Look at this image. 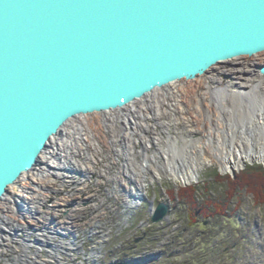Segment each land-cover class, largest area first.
Instances as JSON below:
<instances>
[{
    "label": "water",
    "instance_id": "1",
    "mask_svg": "<svg viewBox=\"0 0 264 264\" xmlns=\"http://www.w3.org/2000/svg\"><path fill=\"white\" fill-rule=\"evenodd\" d=\"M263 52L264 0H0V199L70 120Z\"/></svg>",
    "mask_w": 264,
    "mask_h": 264
},
{
    "label": "rangeland",
    "instance_id": "2",
    "mask_svg": "<svg viewBox=\"0 0 264 264\" xmlns=\"http://www.w3.org/2000/svg\"><path fill=\"white\" fill-rule=\"evenodd\" d=\"M262 64L264 52L219 65L196 79H183L159 89L149 97L138 100L135 105L142 107L150 98H167L169 93L176 94L178 89L187 85L200 84L202 87L185 101H181L180 97H169L166 102H155L142 109L138 115H134L133 120L130 119V130L120 119L122 110L111 111L104 117L94 113L72 120V123L83 127L88 141L77 144L78 147L75 142L64 145L63 155L82 156L89 147V156H103L106 174L101 180L102 190L106 186H115L118 180L111 177L116 174L120 178L123 173V178L134 183L129 189V199L134 201L132 204L139 205L146 198L142 206L136 209H126L120 203L113 205V197L109 200L112 206H102L103 216L111 218L101 221V227L97 221L82 227L86 253L101 240L97 259L87 257L83 264H264V163H248L240 169L224 173L216 156H210V146L201 142L210 138L207 133L210 126L207 123L208 115L216 116L215 125L210 127L218 130L215 120L221 116L220 111L225 121L237 122L250 101L246 103L242 97L230 95L220 100L207 96L205 102L199 103L204 98L203 83L216 90L223 87V90L249 91L259 82L261 86L257 96L264 99V76L258 73ZM175 101L182 104L180 112ZM110 113L114 116L112 118L117 119L112 126L111 122H104ZM124 127L128 131V138L124 135L119 137L121 132L126 133ZM191 140L195 142V147L189 144ZM171 146H188L189 151L194 152H191L192 156H176V161H180L177 168L181 166L182 172L197 168L198 181L184 183L171 174L167 159L173 156H166L165 153L170 151ZM201 150L207 151V155ZM197 163L200 165L195 166ZM139 168L142 186L132 175ZM240 176L241 179H238ZM189 187L198 190V194L194 195V206L179 195ZM135 189L142 190V195L135 193ZM208 201L212 205L207 204ZM161 202L168 206V212L155 224L152 222L155 214L152 206L157 208ZM89 226L91 229L94 226L99 228L94 237L84 233ZM7 245L10 248L7 249ZM0 246L7 250L0 253V264H59L60 255L56 258L47 251H33L30 262L26 252L18 254L19 247L14 252L7 241L1 242ZM56 247L63 248L61 244ZM78 255H64L63 264H78Z\"/></svg>",
    "mask_w": 264,
    "mask_h": 264
},
{
    "label": "bare ground",
    "instance_id": "3",
    "mask_svg": "<svg viewBox=\"0 0 264 264\" xmlns=\"http://www.w3.org/2000/svg\"><path fill=\"white\" fill-rule=\"evenodd\" d=\"M196 78L197 76L194 79ZM189 79H193V78H189ZM212 80H217V79L212 78ZM171 84H176V83L174 82ZM171 84H168L164 86L163 88ZM203 85H205L204 86L205 91L202 92L204 98L203 100L201 99L199 100L200 104L203 103V101L205 102V98L207 96H210L212 99H215V100H220L222 99V97L236 95L238 97H242L243 99H245V100L243 99L242 100L246 103L247 101L248 102L250 101V105H248L247 107H244L241 114L238 116V119L240 120V121L238 120L239 122L238 121L232 122L230 120L229 122L225 121L223 118V113L222 111H220V114L222 117L218 116L217 119L215 120L218 123V127H217L218 130H214L212 127H210V126H213V124L215 123L214 119L216 116L213 118L212 114L208 115L207 123L208 125L210 123V126L208 127L209 129L207 133L209 134L210 138L204 141H201V142L210 146V151H212L211 153L212 155L210 156H216V159L220 163V166L224 173L240 169L241 167L246 166L248 163H251V164L256 163V162L264 163V99H259L260 97L257 96L258 95L257 91L261 86L259 82L255 86H253L249 91H243V90L230 91L228 90V88H225V87H224L225 88L224 90L222 89L223 87H221L220 90L218 89L216 90V89H213L208 83H203ZM201 88L202 87L200 86V84L193 85V86L187 85V87L184 86L181 89H178L176 94L169 93L167 95V98L180 97L181 101H185L186 98H188L190 95H194V92L196 93L197 90ZM159 89H162V88H159ZM159 89H156L155 91ZM152 93L148 94L146 97H149V95H151ZM167 98L163 96L160 97V99L150 98L148 101H146V104L142 105V107L135 105L137 101L133 102L130 105L122 109H118V110H122L119 115L120 119L124 120L125 127L129 128L130 130L131 128L130 119L133 120L134 115H138L142 111V109H145L148 106H151L155 102L156 103L166 102ZM175 104H176L177 109L180 112L183 109L182 104L176 101H175ZM112 111H115V110H112ZM217 113L219 115V112ZM80 116H83V115H79L78 117ZM112 117L114 116H111V113H110L109 115H107L104 122L105 123L111 122L110 125L112 126L115 123L114 121L117 120ZM135 122H133V124ZM125 127H124V130H125ZM109 128L113 129L112 127H109ZM83 130H84L83 127L77 126L75 123H72V120H70L67 124H65L62 127L61 131L51 139L49 146L41 154L39 158V162L33 167V169L24 173L15 184L9 186L8 192L3 196V198L0 199V243L6 242L4 231L6 228H8L9 224L11 225V221H14L15 219L14 218L15 215L12 214V211L9 208V203L12 200L13 201L16 200L17 206L21 209L22 213H25V211L28 208L32 207V205L35 203L32 201V199L35 200L36 198V196H33L32 194L37 188V184L45 183L43 182V180L45 178L44 176L46 173L45 172L46 169H51L56 174V173H60L59 168H63V169L69 168V164H66L67 160L69 159V156L63 155L64 145H70L72 142H75L76 145L77 144L79 145V143L84 144L86 141H88L86 139V136ZM122 135L128 138V135H129L128 131L126 133L121 132V135H119V137ZM51 143H52V146L50 147ZM189 144L195 147L194 145L195 142L193 140H191ZM201 151L205 153V155H207L206 154L207 151H203V150ZM191 152L193 151H189L188 146L187 147L184 146L183 148H180L178 146H171L170 151L168 152L167 150L165 152L166 156H173L172 159H169V158L167 159L168 170L171 172V174H174L175 177L182 179L183 180L182 182L184 183L196 181L199 178V172L197 168L195 170L191 168V170L189 171L182 172V170H180L181 166L180 168L179 167L177 168V165H180L179 164L180 161L179 163L178 161H176V156H192ZM72 157H75V156H72ZM198 165H200V163H197L195 166H198ZM139 170L140 168L138 169V171L137 169H135L136 174L133 172L132 175L136 177V179L138 180V185L142 186L140 183L141 181L139 179V174H140ZM48 179L49 177H47V181ZM30 188H32L33 190L32 189L30 190ZM135 190H136L135 193L137 194L139 193V195H142V190L141 191L140 189L139 190L135 189ZM5 217L8 219H6ZM28 261L32 262L31 258L28 259ZM25 264H30V263H25Z\"/></svg>",
    "mask_w": 264,
    "mask_h": 264
},
{
    "label": "built area",
    "instance_id": "4",
    "mask_svg": "<svg viewBox=\"0 0 264 264\" xmlns=\"http://www.w3.org/2000/svg\"><path fill=\"white\" fill-rule=\"evenodd\" d=\"M89 150L87 147L86 156H69L66 163L69 168H59L60 173L55 174L51 169H46L43 180L45 183L37 184L35 191H32V195L36 196L35 200L32 199L35 203L25 213L21 212L16 200L9 203L15 219L4 232L5 240L11 244L14 252L19 247L18 254L20 255L21 251L26 252L30 259L33 251H47V254L50 252V255H56V258L61 256V261L60 256L58 259L59 264H63L64 255L79 254L78 264H83L87 257L90 260L97 259L101 240L86 253L85 238L81 235L82 227L111 218L104 217L101 208L104 204H108L104 208L112 206L109 201L112 197L113 205L120 203L126 209L142 206L146 198L139 205L132 204L133 201L129 199V189L134 183L128 178H123V173L120 178L116 174L111 177L118 180L115 186L101 189V180L106 174L105 165L102 164L103 156H89ZM101 225L102 223L100 227ZM98 229L95 226L91 229L89 226L84 233L94 237L98 234ZM57 244H61L63 248H57ZM6 248L10 246L7 245ZM2 252L6 253L7 250L0 246V253Z\"/></svg>",
    "mask_w": 264,
    "mask_h": 264
},
{
    "label": "trees",
    "instance_id": "5",
    "mask_svg": "<svg viewBox=\"0 0 264 264\" xmlns=\"http://www.w3.org/2000/svg\"><path fill=\"white\" fill-rule=\"evenodd\" d=\"M247 171V170H246ZM246 171H244V173L243 174H245L246 173ZM258 173H262V171L261 172H258ZM256 174V173H255ZM238 179H241V176L240 177H238ZM239 182V181H238ZM245 186V185H244ZM198 194V190H197V188H194V187H189V188H185V189H183L182 190V192H180L179 193V195H180V197L183 199V198H186V200H188L189 202H191L192 204H193V206L195 205V201H194V195H196V194ZM174 195V193L172 194V196ZM211 204V202L210 201H208L207 202V204ZM212 205V204H211ZM216 206V205H215ZM197 212L198 211H196V213L194 212V214H193V217L194 216H196V214H197ZM194 218H196V217H194Z\"/></svg>",
    "mask_w": 264,
    "mask_h": 264
}]
</instances>
